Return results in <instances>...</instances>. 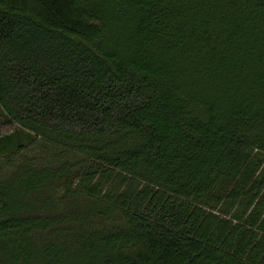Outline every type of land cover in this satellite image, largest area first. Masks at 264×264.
<instances>
[{
	"label": "trees",
	"instance_id": "trees-1",
	"mask_svg": "<svg viewBox=\"0 0 264 264\" xmlns=\"http://www.w3.org/2000/svg\"><path fill=\"white\" fill-rule=\"evenodd\" d=\"M0 264H264V0H0Z\"/></svg>",
	"mask_w": 264,
	"mask_h": 264
},
{
	"label": "rangeland",
	"instance_id": "rangeland-1",
	"mask_svg": "<svg viewBox=\"0 0 264 264\" xmlns=\"http://www.w3.org/2000/svg\"><path fill=\"white\" fill-rule=\"evenodd\" d=\"M0 119H1V115H0Z\"/></svg>",
	"mask_w": 264,
	"mask_h": 264
}]
</instances>
